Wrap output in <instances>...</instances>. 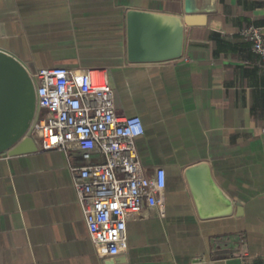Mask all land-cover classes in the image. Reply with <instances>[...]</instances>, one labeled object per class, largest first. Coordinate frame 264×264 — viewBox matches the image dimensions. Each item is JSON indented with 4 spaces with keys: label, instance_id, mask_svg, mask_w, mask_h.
Wrapping results in <instances>:
<instances>
[{
    "label": "crops",
    "instance_id": "obj_1",
    "mask_svg": "<svg viewBox=\"0 0 264 264\" xmlns=\"http://www.w3.org/2000/svg\"><path fill=\"white\" fill-rule=\"evenodd\" d=\"M128 10L183 16L184 0H0V50L32 70L108 71L116 114L142 120L145 175L165 172L163 215L142 209L125 250L100 255L72 187L79 150L0 156V264H264V64L238 34L264 26V0H215L160 63L127 62ZM201 162L231 214L198 216L183 171Z\"/></svg>",
    "mask_w": 264,
    "mask_h": 264
},
{
    "label": "built area",
    "instance_id": "obj_2",
    "mask_svg": "<svg viewBox=\"0 0 264 264\" xmlns=\"http://www.w3.org/2000/svg\"><path fill=\"white\" fill-rule=\"evenodd\" d=\"M238 34L264 64V26ZM37 113L28 135L37 150L65 154L76 148L81 162L69 171L89 239L100 255L126 248V223L163 201L165 172L144 173L135 141L144 133L139 116H118L108 71L102 67H42L29 71Z\"/></svg>",
    "mask_w": 264,
    "mask_h": 264
},
{
    "label": "water",
    "instance_id": "obj_3",
    "mask_svg": "<svg viewBox=\"0 0 264 264\" xmlns=\"http://www.w3.org/2000/svg\"><path fill=\"white\" fill-rule=\"evenodd\" d=\"M214 9L215 0L203 4L184 0L183 16L128 10L125 15L127 62L160 63L179 59L184 27L205 25L207 14ZM36 113L35 85L28 68L0 50V156L36 152V144L28 135ZM183 176L200 218L231 214L232 202L213 181L207 163L188 166Z\"/></svg>",
    "mask_w": 264,
    "mask_h": 264
},
{
    "label": "bare ground",
    "instance_id": "obj_4",
    "mask_svg": "<svg viewBox=\"0 0 264 264\" xmlns=\"http://www.w3.org/2000/svg\"><path fill=\"white\" fill-rule=\"evenodd\" d=\"M33 121H34V119H33ZM32 124H33V122H32ZM32 124H31V126H32ZM31 126H30V127H31ZM29 129H30V128H29ZM28 132H29V131H28Z\"/></svg>",
    "mask_w": 264,
    "mask_h": 264
},
{
    "label": "rangeland",
    "instance_id": "obj_5",
    "mask_svg": "<svg viewBox=\"0 0 264 264\" xmlns=\"http://www.w3.org/2000/svg\"><path fill=\"white\" fill-rule=\"evenodd\" d=\"M28 70H29V71H32V69H29V68H28Z\"/></svg>",
    "mask_w": 264,
    "mask_h": 264
}]
</instances>
